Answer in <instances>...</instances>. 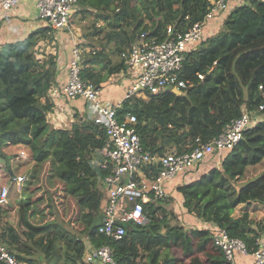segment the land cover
<instances>
[{"label": "trees", "instance_id": "1", "mask_svg": "<svg viewBox=\"0 0 264 264\" xmlns=\"http://www.w3.org/2000/svg\"><path fill=\"white\" fill-rule=\"evenodd\" d=\"M211 4L76 0L69 27L78 28L75 15L91 16L81 34L86 41L78 43L81 78L101 88L124 70L125 54L141 32L157 40L175 38L202 20ZM36 19L42 25L24 38L0 43V176L11 181L22 177L16 191L19 227L8 219L7 204H0V243L19 264H54L52 259L86 264L87 242L108 244L117 264H223L212 225L254 250L264 215L255 219L248 207L264 208V112L232 148L219 153L217 166L177 185L186 213L207 226L182 223L167 207L173 199L167 192L164 198L144 202L147 222L132 224L120 239L96 232L103 192L89 159L106 134L101 124L76 111L66 126L51 123L53 102L47 91L55 84L59 42L50 22ZM214 19L215 31L206 37L203 33L185 54L179 74L187 87L180 93L145 91V97L126 99L117 109L119 118L136 116L143 149L158 155L190 151L197 142L220 134L243 109L253 110L263 101L264 0H243ZM200 72L203 79L197 76ZM142 123L150 125L148 131ZM159 168L153 163L143 171L150 178ZM238 206L245 208L235 215Z\"/></svg>", "mask_w": 264, "mask_h": 264}, {"label": "built area", "instance_id": "2", "mask_svg": "<svg viewBox=\"0 0 264 264\" xmlns=\"http://www.w3.org/2000/svg\"><path fill=\"white\" fill-rule=\"evenodd\" d=\"M21 1L0 0V9L11 10ZM230 1L212 0L202 20L194 22L175 38L157 40L150 37L148 32H141L124 57L123 73L128 74L131 82L127 85L122 100L115 102L103 98L98 87L80 76V50L68 24L76 0H34L37 17L48 20L56 32L65 31L74 40L66 64L65 81L54 84L47 91L53 107L61 98L67 102L83 98L90 113L87 117L101 124L106 134L105 143L96 149L89 159V164L97 172L103 192L97 233L120 239L132 224H145L148 219L143 212V203L166 197V182L170 178L178 173H187L206 156L232 148L241 138L242 131L255 121L256 117L262 118L264 94L263 101L257 108L243 109L216 137L197 142L190 151L158 155L143 149L134 114L126 113L121 118L117 115V109L124 100L145 97V91L155 93L179 89L181 92L187 87L186 81L179 74L185 54L203 37L205 25L231 7ZM235 1L236 5L243 2ZM172 30L171 25L167 26L168 32ZM197 76L203 79L202 72ZM51 111L50 121L53 125H58L63 113L56 112V108ZM141 128L148 131L150 125L142 123ZM20 155H24V152L21 151ZM153 163H158L160 168L155 176L149 178L143 169ZM21 179V176H16L12 181L19 186ZM8 191L7 185L0 187V204H6ZM212 234L213 243L223 252V264H240L238 255L251 257L250 261L244 264H264V227L257 232L256 248L252 251L242 239L231 237L224 228L212 225ZM83 260L86 264H117L113 258V249L108 244L93 246L87 242ZM0 264H19L15 255L3 243H0Z\"/></svg>", "mask_w": 264, "mask_h": 264}, {"label": "crops", "instance_id": "3", "mask_svg": "<svg viewBox=\"0 0 264 264\" xmlns=\"http://www.w3.org/2000/svg\"><path fill=\"white\" fill-rule=\"evenodd\" d=\"M235 0L230 1V6L236 5ZM238 4V3H237ZM37 13L35 9L34 0H22L19 5L11 10H4L0 9V43H5L9 41L19 40L24 38L32 29L35 27L42 25V23L36 19ZM215 23L216 21L211 20L205 27L203 28V33L206 36L211 35L212 32L215 30ZM57 41L59 42L58 51H59V59H58V69L55 75V84L61 83L65 81L67 76V69L65 64L68 60V55L70 54L72 45L74 40L70 37V35L65 31L56 32ZM131 82V79L127 76V74L122 72L113 74L106 82L101 85L99 88L100 95L103 98H108L111 101H121L124 95V91ZM58 103V104H57ZM53 107V111L56 108V112L61 111L63 114L61 115V121L58 122L56 126H66L70 122L71 116L76 111L84 116H90L88 112L87 105L83 98H76L69 102L65 101L61 98L58 100ZM52 112V111H51ZM60 118V115H59ZM220 155L217 154V158L206 156L198 165L197 170H189L187 174H176L172 178H170L166 182V190L169 195L173 197L172 201L169 202L167 207L172 208L174 212L180 217L181 219L184 217V220L189 222L191 225L189 226H207V223L200 220L199 218L186 213L184 208L181 205L182 199L180 194L177 192L176 187L177 185L185 182L190 181L194 176L200 175L203 172L210 169L212 166H217ZM3 165V161L0 160V166ZM3 178V184L0 185H7L9 188V196H8V203L7 207L9 208V215L8 219L15 225H18V208L16 202V191H17V184L11 180H6ZM14 183V189H12V184ZM171 203H174L173 205ZM245 207H237L234 211L237 215L241 210ZM260 207H255L251 210V207H248L250 214L252 217L255 218L253 212L255 209H259ZM238 212V213H237ZM264 214V213H263ZM262 214V215H263ZM261 215V214H260ZM256 217L257 218H261ZM238 262L240 264H244L248 262L243 256L238 255ZM250 261V260H249Z\"/></svg>", "mask_w": 264, "mask_h": 264}, {"label": "rangeland", "instance_id": "4", "mask_svg": "<svg viewBox=\"0 0 264 264\" xmlns=\"http://www.w3.org/2000/svg\"><path fill=\"white\" fill-rule=\"evenodd\" d=\"M73 20H75L76 22H77V24H76V26L78 27L77 29H73L72 27L70 28V30L73 32V34L75 35V40L77 41V43H76V45H77V47L79 46L78 45V43H81V41H86V39L85 40H82L83 39V37H81V34H82V32L84 31V29H83V26H84V28H87V26H88V24H89V22L91 21V16H83V17H80L79 15H75V17L73 18ZM43 21V20H42ZM213 21H215V19H213ZM79 48V50H80V47H78ZM126 74V73H125ZM127 76H128V74H127ZM129 77V76H128ZM130 78V77H129ZM198 165H200V163L198 164ZM3 178H6L4 181H6V180H8L7 179V176L6 175H1L0 176V185H2L3 184ZM12 184V189H14V183L12 182L11 183ZM9 196V195H8ZM8 203V197H7V202H6V204ZM172 205L174 204V203H171ZM174 206V205H173ZM238 207H243V206H238ZM257 207H260L259 209H255V211L253 212V214L252 215H254L255 216V218L256 217H260V216H262V214L264 213V208L263 207H261L259 204H258V206ZM60 212H61V209H58ZM238 213V212H237ZM60 214H62L63 215V213H60ZM234 214H236V213H234ZM261 214V215H260ZM185 216L183 215V218H184ZM183 218H182V223H184V224H186L187 226H189V225H191L189 222H187L186 220H183ZM257 219H259V218H257ZM18 227H19V223H18V225H17ZM194 226V225H193ZM172 252H177V250L176 249H172ZM177 254H178V252H177ZM242 258H244L245 260H247V261H249L250 259H251V257L250 256H247V257H242ZM50 263H54V264H60V261H56V260H54V259H52L51 260V262ZM41 264H44V262L43 261H41Z\"/></svg>", "mask_w": 264, "mask_h": 264}, {"label": "water", "instance_id": "5", "mask_svg": "<svg viewBox=\"0 0 264 264\" xmlns=\"http://www.w3.org/2000/svg\"><path fill=\"white\" fill-rule=\"evenodd\" d=\"M175 92L180 93V90H179V89H176ZM99 222H100V217L97 216L96 219H95V222H94V223H95V224H98ZM137 225H138V224H137Z\"/></svg>", "mask_w": 264, "mask_h": 264}]
</instances>
